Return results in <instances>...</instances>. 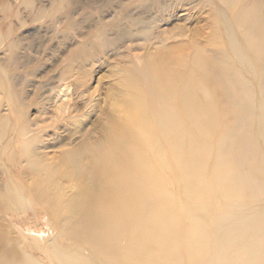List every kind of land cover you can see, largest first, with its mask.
Here are the masks:
<instances>
[{
    "label": "rangeland",
    "instance_id": "obj_1",
    "mask_svg": "<svg viewBox=\"0 0 264 264\" xmlns=\"http://www.w3.org/2000/svg\"><path fill=\"white\" fill-rule=\"evenodd\" d=\"M104 1L0 0L2 254L17 257L16 262L51 264L52 257L48 255L51 256L49 252L53 245L70 251L76 247L72 242L74 238L71 239L65 231L62 238L59 229L69 216L64 212L67 207L63 203L71 200L77 192L76 183L74 180L73 183L63 182L58 189L38 185L44 178L43 173L33 171L19 156L22 118L17 114L16 106L22 105L25 110V123L36 139L33 149L47 163L58 161V169H65L63 158L59 159L64 152L77 144L91 145L103 140L105 132L124 121L128 105L118 106L117 103L128 97L125 79L130 75L136 79L137 69L144 62L151 59L167 61L172 69L185 70V65L178 62L179 58L187 63L195 50L208 57L213 48H219V65L231 69L223 78L232 85L226 83L221 96L229 106L233 124L226 121L227 125L215 127L214 132L206 135L213 149L219 145L221 156L229 164L225 169L230 173L236 171L244 191L243 200L233 205L228 214L221 215L215 225L222 226L226 219H235L239 223V227L231 229L235 234L232 240L219 244L217 255L223 258L222 264H257L264 244V224L257 236L252 230L254 225H259L257 218L264 217V145L258 140L264 121V106L259 105L260 95L253 96L236 86L237 70L225 49L227 35L220 22L219 12L223 10L220 3L218 0H157L149 8L141 9L153 0L146 3L117 0L111 9H103ZM120 5H131L130 14L122 18V30L127 29L131 19L140 23L132 28L137 34L135 39L117 40L121 35L115 39L116 32H111V45L105 51L97 52L95 59L76 65L72 59L79 52V46L91 38L97 22L116 13ZM233 28L235 37L242 36L241 29L236 25ZM255 38L252 58L258 62L259 72L263 74L260 80L264 89V22L255 32ZM170 47H173L172 51L167 50ZM63 70H66V76L60 74ZM129 70L133 73L126 75ZM158 103L161 101L154 100L152 106ZM62 104L66 108L61 107ZM183 116L180 115L179 123ZM167 122L179 124L175 117ZM184 133L189 136V128H185ZM188 166L196 168V162L188 160ZM172 179V176L168 177V180ZM193 188L200 197L197 186ZM52 208L57 210L58 219ZM206 217L202 215V218ZM207 222L208 218L204 220V226L197 229V232H203L202 236L207 233ZM239 234L242 235L240 238ZM200 237L198 235L195 239L198 241ZM217 240L212 239V242L218 245ZM203 241L198 247L186 242L191 247L189 254L193 264H204L211 257L210 243ZM249 243L250 256L240 258L239 250L245 244L249 247ZM123 251L124 247L121 253Z\"/></svg>",
    "mask_w": 264,
    "mask_h": 264
},
{
    "label": "bare ground",
    "instance_id": "obj_2",
    "mask_svg": "<svg viewBox=\"0 0 264 264\" xmlns=\"http://www.w3.org/2000/svg\"><path fill=\"white\" fill-rule=\"evenodd\" d=\"M156 2L142 4L141 9ZM218 2L223 9L219 12L220 22L227 35L225 49L237 70L236 86L253 96L260 95L259 105L263 108L264 89L260 80L263 74L251 50L257 41L255 32L264 22V0ZM104 3L103 9H111L117 0ZM130 6L120 5L116 13L97 22L91 38L79 46V52L72 59L76 65L95 59L97 52L105 51L111 45L109 37L113 32H116L115 39L121 35L117 40L135 39L137 34L132 28L139 23L137 20L131 19L127 29L125 26L121 29L122 18L131 12ZM90 15L86 16L87 20ZM234 25L241 29L242 36H234ZM213 40L211 44L215 45ZM167 50L172 51L173 47ZM220 52L221 49L213 48L206 57L195 50L187 63L179 58L185 70L172 69L167 61L144 62L137 69L136 79L132 75L125 79L128 97L117 103L128 105L124 121L105 132L103 140L91 145L77 144L64 152L59 159L63 158L65 169H58V161L47 163L33 149L36 139L25 123V110L22 105L14 106L22 118L19 156L33 171L43 173L44 178L38 185L58 189L63 182L74 180L77 186L71 200L63 203L67 207L64 212L69 216L59 227L61 237L67 232L74 238L76 247L70 251L53 245L51 256L48 255L52 257L51 264H193L189 244L198 247L203 239L211 246V257L204 264L223 263V258L217 255L218 246L232 240L235 234L231 229L239 227V223L226 219L222 226L215 225L221 215L228 214L233 205L243 200L244 189L236 171L230 173L225 169L229 164L221 156L219 145L213 149L206 135L214 132L215 127L227 125L226 121L233 124L229 106L221 96L226 83L231 84L223 78L231 69L219 65ZM65 71L60 74L66 76ZM132 73L129 70L126 75ZM130 94L133 95L128 99ZM154 100L161 103L153 107ZM61 107L66 108L65 104ZM174 117L179 124H168L167 120ZM261 126L258 140L264 145V121ZM185 128H189V136L183 135ZM188 160H194L196 168H189ZM169 176L173 179L168 180ZM195 186L200 197L194 191ZM56 211L53 209L52 213L58 219ZM203 214L208 218L204 236L203 232H197L204 226ZM257 223L252 230L255 236L264 224V217L257 218ZM198 235L201 237L197 241ZM215 238L218 245L212 242ZM249 244L239 250L240 258L250 256ZM123 247L125 251L121 253ZM261 250L257 264H264V244ZM16 259L3 255L0 247V264H36L25 260L16 262Z\"/></svg>",
    "mask_w": 264,
    "mask_h": 264
}]
</instances>
